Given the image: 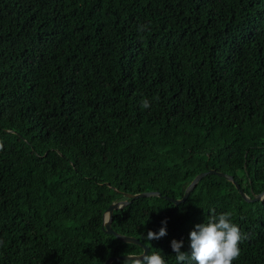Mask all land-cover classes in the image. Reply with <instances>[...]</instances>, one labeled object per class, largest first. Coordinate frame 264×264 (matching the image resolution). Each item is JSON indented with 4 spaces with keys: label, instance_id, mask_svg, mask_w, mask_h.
Returning a JSON list of instances; mask_svg holds the SVG:
<instances>
[{
    "label": "trees",
    "instance_id": "1",
    "mask_svg": "<svg viewBox=\"0 0 264 264\" xmlns=\"http://www.w3.org/2000/svg\"><path fill=\"white\" fill-rule=\"evenodd\" d=\"M210 169L264 190V0H0V264L141 254L104 231L111 203L182 198ZM224 212L246 235L233 264H264V198L217 174L112 226L177 264L171 241L190 254Z\"/></svg>",
    "mask_w": 264,
    "mask_h": 264
},
{
    "label": "clouds",
    "instance_id": "2",
    "mask_svg": "<svg viewBox=\"0 0 264 264\" xmlns=\"http://www.w3.org/2000/svg\"><path fill=\"white\" fill-rule=\"evenodd\" d=\"M143 30V29H140ZM142 108L150 107V102L144 99ZM162 227L158 232L149 230L144 236L145 240H159L167 235V221H162ZM246 239L238 224L232 219L230 212L219 215H209L204 223L195 225L190 232L191 252H182L183 241L172 240L171 247L176 253L177 264H233L240 256V244ZM124 264H166V260L160 251H145L139 257L126 254Z\"/></svg>",
    "mask_w": 264,
    "mask_h": 264
},
{
    "label": "water",
    "instance_id": "3",
    "mask_svg": "<svg viewBox=\"0 0 264 264\" xmlns=\"http://www.w3.org/2000/svg\"><path fill=\"white\" fill-rule=\"evenodd\" d=\"M209 174H217L220 177H225V178L229 179L230 181H232L236 185L237 189L239 190V193L244 198V200H246L248 202L259 201V200H262L264 198V190L261 193H257V194H254L253 196H250L242 188L241 184L234 178L233 175H230V174L225 173L223 171H218L216 169H210L209 171L199 173L190 182V184L187 186L185 193H184L182 198H175L172 196L163 195L160 191H143V192H139V193L122 192V195L124 196V198H121V199H118V200L112 202L111 205L107 208V210L104 213V222H103L104 231L108 234H112V235L116 236L118 239H120L122 241H125L128 243H135V244H138L141 247H143V252L141 254H130V255L136 256V257L144 255L146 250L148 252L150 251V247L148 245L143 243L140 239H138L135 236L120 233L113 228L112 222H113L114 211L116 209L123 208L124 206L130 204L133 201V199H136L139 197H150V196L161 197V196H164L166 199L173 201L175 204H180V203H182L188 199L191 192L197 186V184L200 182V180ZM108 184L110 185V183H108ZM115 189H117L119 191L118 188H115ZM122 259H127V255L123 254V255H119V256L109 257L105 261L104 264H112L115 260H122Z\"/></svg>",
    "mask_w": 264,
    "mask_h": 264
}]
</instances>
